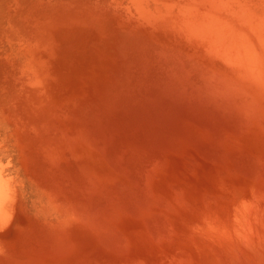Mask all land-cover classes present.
Listing matches in <instances>:
<instances>
[{
  "label": "rangeland",
  "instance_id": "374dc122",
  "mask_svg": "<svg viewBox=\"0 0 264 264\" xmlns=\"http://www.w3.org/2000/svg\"><path fill=\"white\" fill-rule=\"evenodd\" d=\"M0 264H264V0H0Z\"/></svg>",
  "mask_w": 264,
  "mask_h": 264
},
{
  "label": "bare ground",
  "instance_id": "6f19581e",
  "mask_svg": "<svg viewBox=\"0 0 264 264\" xmlns=\"http://www.w3.org/2000/svg\"><path fill=\"white\" fill-rule=\"evenodd\" d=\"M136 5V4H135ZM136 7V6H135Z\"/></svg>",
  "mask_w": 264,
  "mask_h": 264
}]
</instances>
